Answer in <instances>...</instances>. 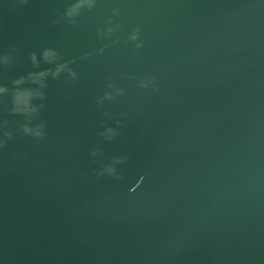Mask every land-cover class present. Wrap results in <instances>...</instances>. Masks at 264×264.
Segmentation results:
<instances>
[{
	"label": "water",
	"instance_id": "1",
	"mask_svg": "<svg viewBox=\"0 0 264 264\" xmlns=\"http://www.w3.org/2000/svg\"><path fill=\"white\" fill-rule=\"evenodd\" d=\"M74 2L0 0V264H264V0Z\"/></svg>",
	"mask_w": 264,
	"mask_h": 264
},
{
	"label": "clouds",
	"instance_id": "2",
	"mask_svg": "<svg viewBox=\"0 0 264 264\" xmlns=\"http://www.w3.org/2000/svg\"><path fill=\"white\" fill-rule=\"evenodd\" d=\"M21 2H26V0H21ZM84 6V0H76V2L72 3L65 11V15L69 18L73 17L74 14H78L80 9ZM109 31H111L109 29ZM131 40H136V35L130 37ZM137 47H140V45H137ZM16 50L15 48H12L10 52L3 57H0V63H3L5 65L10 64L12 62V58L15 54ZM29 59L31 61V64L33 68H39V62H37V56L35 53H31L29 56ZM57 59V53L51 49H45L41 53V60L47 64H53L55 63ZM71 63L70 61L56 64L55 68H46L39 71H32L29 72L26 76H21L17 79H15L12 82L13 88H12V108L11 113L13 114H19L22 115L26 121L30 122L32 120V117L36 115L40 108L43 107V104L40 105H33L32 100L33 99H44L43 92L41 89H43L45 85V78L48 76H51L52 78H56L61 72H67L68 76L72 78L73 80L76 79L77 74L68 68V64ZM26 83L35 84L37 87L35 88H21L20 85H24ZM146 82H141L140 87H146ZM108 87H112L111 84L108 85ZM122 89H116L117 94H122ZM0 92H8V89L6 87L0 86ZM113 97L110 93H105L104 97L102 99L104 100H111ZM23 99L25 106L23 108L19 107V101ZM99 102V101H98ZM107 115V113H106ZM5 125L7 124V121L4 122ZM119 123V121H117ZM20 128L22 132L25 135H32V128L29 126V123H23L20 125ZM35 128H43V124H38L35 126ZM107 132L112 133V135L106 136V140H112L116 135L119 133L111 128H107ZM100 135H103V133H100ZM3 136L7 139H11L12 132L8 130L3 131ZM37 138H41L43 136V132H36L35 135H32ZM4 144V141L0 140V147H2ZM98 153V151H93L91 155L95 156ZM125 161V157H114L111 160V163H107L102 165V167L95 172L97 177L108 175L110 177L115 176L116 179H119L120 177L117 175L116 168L113 167V164H122Z\"/></svg>",
	"mask_w": 264,
	"mask_h": 264
}]
</instances>
